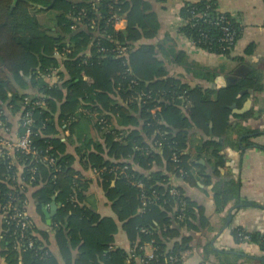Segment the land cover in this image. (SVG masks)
Instances as JSON below:
<instances>
[{
	"label": "trees",
	"instance_id": "obj_1",
	"mask_svg": "<svg viewBox=\"0 0 264 264\" xmlns=\"http://www.w3.org/2000/svg\"><path fill=\"white\" fill-rule=\"evenodd\" d=\"M165 1L123 0L122 6L126 10L127 26L120 31L111 28L109 34L112 35V38H104L103 43L111 45L115 39L131 48V66L134 76L143 88L154 91L164 90L168 94L167 96L176 90L188 89L193 101V105L188 111H184L177 102L172 103L164 100L161 112L165 121L164 128L170 132L169 140L178 141V147L187 149L189 131L193 127L209 129L210 133L216 135L227 133L229 118L232 114L231 105L235 102L238 105L242 104L249 96V89L262 90L263 85L255 75L249 74L238 82L221 88L216 99L213 100L205 95L202 86L198 84L192 86L183 82L181 78L170 75V65L166 66V61H163L159 54L168 57L172 65L186 66L190 71H193L195 77L198 76L195 71L197 68H200L199 71L202 69L199 74L208 80L215 76L208 68L190 62L185 50L174 48L176 41L172 37L168 36L166 40L159 43V49L154 44L142 42L143 39H153L158 35L160 22L158 14L154 10V2L163 3ZM201 3L203 2L200 1V5ZM72 4L73 1L67 0H17L16 2L0 0V100L2 102L10 100L14 104L23 99L25 95L18 98L14 81L21 82L22 73L28 74L33 69L42 68L44 70L50 65H56L57 60L53 56V51L55 46L63 41V38H59L58 34L62 32L71 37L70 42L75 45L76 51L71 59L65 62L71 73L70 80L63 87L52 88L42 80L34 82V85L42 87L48 106L43 114L35 113L36 127L41 125L44 117H49L47 127L43 130L49 136L38 135L34 143L41 150L52 145L51 152L60 156L59 163L63 165V169L58 174L56 181H52L50 170L44 164L39 163L37 164L41 173L39 177L46 182L40 185L41 180L39 181V179L31 182L27 171L24 172V179L29 185H39L35 199L40 211L43 204L48 203L53 196L58 194L61 207L54 218L52 230L55 232L59 248L68 263L74 259L75 264H126L130 251L115 246V234L118 231L117 220L112 217H103L85 205V193L89 188L90 181L74 169L75 157L64 154L66 145L61 138L56 136L58 131L53 122V109L58 110L57 108L60 107V114L65 116V120L70 115L76 114L82 101L97 102V96L105 97V106L120 113V124H133L141 127L132 129L126 142L114 141L110 135L105 137L104 145H93L89 140L83 142L82 148L78 146L77 151L81 152L84 149L81 152V158L88 168L111 165L112 160L116 158L122 159V164L127 159L133 158V162L127 163L138 174V178L143 180L147 187L153 186L165 193L167 186L164 180H167L168 176L164 174L163 168L155 170L154 166L157 161L159 166L163 167L162 157L168 159L164 166L168 171L174 170L175 165L169 160L171 151L167 146L162 154L154 156L143 155L140 151H136L135 145L142 144L144 140L143 132L150 134L152 131V128L147 126L150 115L138 105L131 107L132 110L137 108L138 111H141L142 120H144L141 123L132 114L130 108L113 105L111 96L109 99L108 94L114 90L118 83L123 88L128 84L127 78L123 77L124 66L121 59L107 56L87 65H79V58L74 59L76 53L89 43V33L84 30H71L72 21L67 17V11ZM185 4L186 6L183 7ZM188 4L190 2L181 6L179 15L186 12ZM44 7L48 9L50 7L56 11L54 20L59 26L58 32L37 20L36 13L45 10ZM239 28L241 29V26ZM213 33L218 34L219 31L213 29ZM240 34L241 31L238 38ZM229 52L230 50L225 52V55H228ZM86 75L92 79V83L84 80ZM9 92L15 95L9 96ZM240 92H244V94L241 98H237ZM16 108H18L17 104ZM135 111L137 110L135 109ZM251 114L252 112L242 114L241 117L247 118ZM82 118L86 117L80 115L78 121L73 122L67 128L78 124ZM252 131L254 129H247L246 132ZM215 147L212 154L220 164L223 160L218 147ZM27 158L30 160L31 156ZM25 162L28 163L27 160ZM134 163H138L143 170H137ZM193 165L194 162L190 160L189 155L184 154L181 166L186 171L184 179L187 181L192 180ZM16 169V166L10 167L6 160L0 161V205L4 192L8 190V180L12 182V176ZM77 175H80L79 179H76ZM6 179L8 180L6 181ZM99 181L108 199L112 202V208L118 220L123 222L127 236L133 241L132 246L141 245L154 239L155 245L159 247V261L154 264H167L170 254L189 249L188 239L186 237L179 239L181 230L184 227L192 226V220L195 217L193 203L189 197L186 196L192 208L191 212L184 221L180 222L176 219L178 210L174 201L167 205H154L144 213L140 212L139 191L130 184L127 177L116 173H104ZM22 196L26 198V194ZM143 228H150L152 233L143 232ZM3 229L5 226L0 222V241L4 248L3 254L9 264H58L53 254L43 255V250H38L40 244H44L48 248L45 244V241L49 240L47 232H40L42 238H39L36 233L35 248L18 252L13 249L12 238L3 235ZM242 230L234 229L239 241L243 240L239 235ZM245 234L248 233L245 232ZM173 239L179 240L174 241L173 246L169 247V243ZM260 240L261 236L258 241L260 242ZM75 249H78V254L73 258Z\"/></svg>",
	"mask_w": 264,
	"mask_h": 264
},
{
	"label": "crops",
	"instance_id": "obj_2",
	"mask_svg": "<svg viewBox=\"0 0 264 264\" xmlns=\"http://www.w3.org/2000/svg\"><path fill=\"white\" fill-rule=\"evenodd\" d=\"M200 1L202 0L154 2L160 29L155 38L143 39L142 42L154 44L158 48V44L166 40L168 36L174 38L176 41L174 48L185 50L190 62L208 68L215 76L208 80L199 74L202 69L199 71L200 68H197L195 71L198 76L195 77L193 71L186 66L172 65L168 57L159 54L161 59L166 61L165 65H170V75L181 78L183 82L192 86L197 84L202 86L205 95L213 100L216 99L221 88L238 82L249 74L255 75L257 80H260L263 89H249V96L242 104L238 105L235 102L231 105L232 114L229 118L227 133L216 135L210 133L209 129L196 127L189 131L186 154L194 162L191 169L192 180L187 181L176 177L172 179L173 184L181 188L192 201L195 210L192 226L181 230L179 239L186 237L190 247L186 250L188 251L187 256L180 264H264V248L258 241L264 234V0H213L217 3L219 11L235 13L239 18L241 34L228 55L194 50L175 30L174 23L179 16L181 6L186 2L198 3ZM48 10L53 12L52 19H54L56 11L50 7ZM126 26L127 21L121 23L119 28L124 29ZM49 28L57 32L60 30L55 20L53 26ZM58 36L66 41L71 39L62 32ZM64 69L62 87L71 78L70 70L66 65ZM33 70L28 74L22 73L21 82L14 81L18 98L24 95H34L38 90V86L34 85L37 80ZM84 77L92 81L89 76ZM113 91H109V99ZM243 94L244 92H240L237 98H241ZM14 95L9 92V96ZM97 100L105 109L109 108L105 106V97L97 96ZM16 102L19 107L20 101ZM57 109H53L52 117L58 131L56 136L61 138L66 145L64 154L75 157L74 169L90 181L85 193V205L103 217H112L117 220L118 231L115 234V246L130 251L134 243L127 236L123 222L118 220L112 208V202L108 199L99 178L92 173L91 167L88 168L84 160L82 161L81 152L84 149L81 152L77 151L78 146L82 148V143L86 140L91 141L93 145L103 144L105 136L97 130L89 118H82L78 124L69 128L64 127L62 124L65 116H61L60 107ZM135 109L132 110V114L142 123L141 111ZM249 112H252L249 117H241L242 114ZM120 119V115L115 118V124L118 126L141 128L133 124H120ZM12 123L15 124V121ZM247 129H254V131L248 133ZM17 131L12 129L11 133H4V136L15 140ZM215 146L218 147L223 160L220 164L212 154ZM161 159L163 167H160L156 161L155 170L164 169L166 161L164 158ZM134 165L139 167L138 163ZM37 188L28 187L26 192L29 201L28 211L34 219L36 233L39 238H42L41 231L48 233L49 240L45 241V244L51 254L56 257L58 264H75L74 259L70 263L66 261L57 243L55 232L52 230L54 218L61 207L58 194L53 196L51 201L43 204L40 211L35 199ZM54 203L60 207L55 214L48 217L47 213L51 212ZM236 228L243 229L250 234L251 238L239 241L234 231ZM179 239L171 240L169 247H172L174 241ZM3 251L4 248L0 241V264H9ZM152 251L150 244L144 246L146 255H150ZM77 254L78 249H75L73 258ZM126 264L142 263L139 259L127 258Z\"/></svg>",
	"mask_w": 264,
	"mask_h": 264
},
{
	"label": "built area",
	"instance_id": "obj_3",
	"mask_svg": "<svg viewBox=\"0 0 264 264\" xmlns=\"http://www.w3.org/2000/svg\"><path fill=\"white\" fill-rule=\"evenodd\" d=\"M202 2L201 5L200 2L188 4L186 12L179 15L175 20L174 28L192 49L223 55L231 50L238 40L241 31L239 18L235 13L219 11L217 3L213 0H202ZM122 5L123 0L73 1L72 6L67 11V17L72 21L70 28L73 31L84 30L89 33V43L84 49L76 53L74 59L79 58V65L92 64L107 56L121 59L124 66L123 77L127 78L128 84L125 88L119 83L114 87V91L110 95L113 105L130 108L131 111V107L138 105L150 115L147 126L152 128L150 134L143 132L144 140L142 144H137L134 148L143 155L154 156L155 154H162L167 146L171 151L169 160L174 163L175 169L171 171H168L167 168L163 169L164 174L168 176V179L164 180L167 186L165 193L160 192L153 186L147 187L146 183L138 178V174L132 170L129 164L133 162L132 158L127 159L123 164L122 159L116 158L112 160L111 165L93 166L91 171L98 178L103 176L104 173H116L127 177L130 184L139 191V209L142 213L154 205H167L174 201L178 210L176 219L182 222L187 218L192 208L185 193L173 184L172 179L176 177L184 180L186 171L181 163L182 156L187 151L185 148L178 147V141L169 140L170 132L164 128L165 121L161 112L164 100L172 103L177 102L184 111H188L192 107L193 101L187 88L182 91L176 90L170 96H167L168 94L164 90L154 91L143 88L134 76L130 62L131 48L115 39L111 45L103 43L104 38H112V35L109 34L111 28L115 31L126 28H119L121 23L127 21L126 10ZM185 6L186 4L183 5V7ZM213 29L219 31V33H213ZM75 51V45L70 40H63L58 43L53 53L58 62L57 65L34 71L35 79L44 81L50 88L61 86L64 83L65 62L71 59ZM84 78L92 83L88 77ZM41 88V86H38V90L34 95H25L20 100L18 108H16V103L13 104L10 100L7 102L0 101V161L6 160L10 167L16 166L17 168L12 176V182L6 179L9 183H7L8 190L4 192L3 198H1L0 222L5 226L3 235L12 238L13 249L18 252L36 246L37 234L34 219L28 211V199L27 197L23 198L22 195L26 194L28 187H38L41 183L46 182L39 177L41 173L37 164L42 163L50 170L52 181H56L58 174L63 169V165L59 163L60 156L51 152L52 145L41 150L34 143L38 135L42 137L49 136L43 131L47 127L48 116L44 117L38 128L36 127L35 113L43 114L48 107ZM80 115L91 119L93 125L103 136L110 135L114 141L118 142H126L130 131L135 128L115 124V118L120 115L119 112H114L111 108L105 109L98 101H82L76 114L70 115L63 121L64 127L78 121ZM12 121H15V124ZM12 129L18 130L15 140L4 136L11 133ZM28 156H31L30 160H28ZM164 159L167 162L168 159ZM135 168L143 170L140 165ZM25 171L28 172L31 182L37 179L41 180L39 185L27 184L24 179ZM79 178L80 175H77L76 179ZM142 231L152 233L150 228H143ZM239 235L243 239L251 238L243 230ZM146 244H150L153 248L150 255H146L144 252ZM260 244L264 248V234L261 236ZM38 250H43V255L51 253L44 244H40ZM187 254L188 251H178L170 254L168 264L181 263ZM128 258L139 259L142 264H154L159 261V247L155 245L154 239L141 245H134L130 249Z\"/></svg>",
	"mask_w": 264,
	"mask_h": 264
},
{
	"label": "rangeland",
	"instance_id": "obj_4",
	"mask_svg": "<svg viewBox=\"0 0 264 264\" xmlns=\"http://www.w3.org/2000/svg\"><path fill=\"white\" fill-rule=\"evenodd\" d=\"M53 12L50 10H43L36 13V18L39 22L45 23L47 26L51 27L54 24V19H52Z\"/></svg>",
	"mask_w": 264,
	"mask_h": 264
},
{
	"label": "water",
	"instance_id": "obj_5",
	"mask_svg": "<svg viewBox=\"0 0 264 264\" xmlns=\"http://www.w3.org/2000/svg\"><path fill=\"white\" fill-rule=\"evenodd\" d=\"M15 2L17 1V0H14ZM60 207V205H58V204H53L52 205V207H51V212L50 213H47V216L48 217H50V216H52L53 214H55L56 213V211H57V209Z\"/></svg>",
	"mask_w": 264,
	"mask_h": 264
},
{
	"label": "flooded vegetation",
	"instance_id": "obj_6",
	"mask_svg": "<svg viewBox=\"0 0 264 264\" xmlns=\"http://www.w3.org/2000/svg\"><path fill=\"white\" fill-rule=\"evenodd\" d=\"M15 2V1H14Z\"/></svg>",
	"mask_w": 264,
	"mask_h": 264
}]
</instances>
